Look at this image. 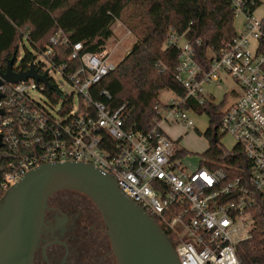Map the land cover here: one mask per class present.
<instances>
[{
  "label": "built area",
  "instance_id": "obj_1",
  "mask_svg": "<svg viewBox=\"0 0 264 264\" xmlns=\"http://www.w3.org/2000/svg\"><path fill=\"white\" fill-rule=\"evenodd\" d=\"M226 1L234 17L241 18V28L211 54L207 70L196 62L184 34L170 28L162 47L179 50L175 80L183 95L155 105L146 130L126 126V104L110 110L93 99L96 83L115 68L112 51H83L82 43L75 42L69 58L78 61L77 67L57 63L53 47L68 42L57 29L41 54L73 90L60 89L49 70L35 61L37 72H46L51 90L33 78L0 85V187L7 189L44 163H89L114 177L122 193L170 232L180 264H240L235 244L244 239L237 238L245 228L243 220L250 219V230L258 213L264 221V0ZM221 74L240 87V93L230 90L234 100L225 107L224 99L217 102L207 90ZM33 91L43 93L47 102L35 99ZM206 101L221 103L219 129L235 141L228 152L236 162L209 168L200 161L189 169L184 155H178L182 149L161 125L192 128L194 106ZM257 264H264V257Z\"/></svg>",
  "mask_w": 264,
  "mask_h": 264
},
{
  "label": "trees",
  "instance_id": "obj_2",
  "mask_svg": "<svg viewBox=\"0 0 264 264\" xmlns=\"http://www.w3.org/2000/svg\"><path fill=\"white\" fill-rule=\"evenodd\" d=\"M116 20L134 35L135 41L130 53L96 83L93 99L103 102L110 110L126 104V126L134 130L151 127L154 107L161 105L162 89L183 95L175 80L179 50L175 46L162 47L170 28L184 34L185 40L192 44L195 60L202 70L208 69L211 54H217L236 35L234 14L226 0H0V72L13 55L14 66L24 36L42 53L57 29L63 31L68 42L53 47V60L77 67L78 61L69 58L71 45L81 42L83 51H101L113 36L111 25ZM33 61V55L25 52L14 69H27ZM103 90L109 95L99 92ZM194 108L197 114L205 113L209 117L204 132L208 147L200 164L213 168L222 161L236 162L217 142L221 103L206 101ZM178 155H186L185 150ZM256 217L248 237L235 244L240 264H257L263 260L264 221L259 213ZM152 218L175 243L160 221Z\"/></svg>",
  "mask_w": 264,
  "mask_h": 264
},
{
  "label": "water",
  "instance_id": "obj_3",
  "mask_svg": "<svg viewBox=\"0 0 264 264\" xmlns=\"http://www.w3.org/2000/svg\"><path fill=\"white\" fill-rule=\"evenodd\" d=\"M14 60L13 55L0 72V85L33 78L47 89L53 88L46 72L39 74L32 63L28 69L16 71ZM64 189L83 192L96 205L118 264H180L169 237L139 204L122 193L114 177L89 163L71 161L41 164L3 191L0 264H33L48 197Z\"/></svg>",
  "mask_w": 264,
  "mask_h": 264
},
{
  "label": "flooded vegetation",
  "instance_id": "obj_4",
  "mask_svg": "<svg viewBox=\"0 0 264 264\" xmlns=\"http://www.w3.org/2000/svg\"><path fill=\"white\" fill-rule=\"evenodd\" d=\"M32 263L118 264L101 213L85 193L64 189L48 197Z\"/></svg>",
  "mask_w": 264,
  "mask_h": 264
},
{
  "label": "rangeland",
  "instance_id": "obj_5",
  "mask_svg": "<svg viewBox=\"0 0 264 264\" xmlns=\"http://www.w3.org/2000/svg\"><path fill=\"white\" fill-rule=\"evenodd\" d=\"M260 12L261 11H259V13ZM240 21V17H237L233 20V26L236 30L241 28ZM111 30L113 32V36L108 41L106 47L112 51L110 60L114 64H117L128 51L130 53L132 44L135 41V37L126 29L123 24H121V22L117 20L111 25ZM25 52H30L34 57L35 62L43 64L45 68L49 70V76L60 89L66 92L73 90L69 82L63 78L59 72L52 69L46 58L33 46H31L25 37L22 39V42L19 43L18 56L16 58L15 66L19 64ZM221 80L222 81L219 83V86H213L214 92L212 93L216 97L217 102H221L224 99L223 107H225L234 100V95L231 94L230 90L234 89L236 92L240 93V87L230 77L226 76ZM32 96L37 100L47 102V98L41 92L33 91ZM172 96L173 94L171 92L163 90L160 93L159 98L161 102L167 103L168 99ZM190 117L194 122V126L192 128H184L182 125H171L164 127L167 135L176 141L179 148L185 150L186 155L183 156V162L188 166L189 169L196 167L201 160H204L202 154L208 147V138L204 135V132L209 126V117L204 113L196 114L192 112ZM218 131L220 134L217 141L218 144L223 149L230 151L233 148L235 141L229 135L224 134L220 129H218ZM243 222L245 224V228L240 230V235L237 238H247L249 235V230L251 228L250 219L245 218Z\"/></svg>",
  "mask_w": 264,
  "mask_h": 264
},
{
  "label": "crops",
  "instance_id": "obj_6",
  "mask_svg": "<svg viewBox=\"0 0 264 264\" xmlns=\"http://www.w3.org/2000/svg\"><path fill=\"white\" fill-rule=\"evenodd\" d=\"M234 19H235V17H234ZM226 76H227V75H225V74H221V77H220V78H221V79H224V77H226ZM227 77H228V76H227ZM221 79H220V81H219L217 84H209V85L207 86V90L210 91V92H214V91H213V86H214V85L219 86V83L222 81ZM163 90H167V89H162V90L159 92V95H160V93H161ZM167 91H169V92H171V93L173 94L172 97L175 96V94H174L172 91H170V90H167ZM208 91H207V92H208ZM213 95H214V94H213ZM172 97H171V98H172ZM215 98H216V97H215ZM169 99H170V98H169ZM169 99H168V101H169ZM159 100H160V98H159ZM168 101H167V102H168ZM160 102H161V100H160ZM161 103L164 104L165 102H161ZM178 125H179V124H178ZM166 126H171V125H168V124H162V125H161V130L167 135V133H166L165 130H164V127H166Z\"/></svg>",
  "mask_w": 264,
  "mask_h": 264
}]
</instances>
